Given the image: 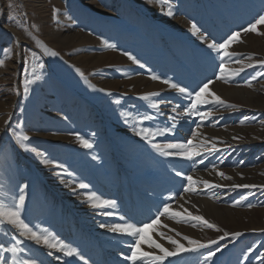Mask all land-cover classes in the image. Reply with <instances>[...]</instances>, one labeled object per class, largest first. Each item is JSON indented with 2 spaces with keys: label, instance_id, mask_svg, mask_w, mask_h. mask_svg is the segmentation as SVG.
Wrapping results in <instances>:
<instances>
[{
  "label": "rangeland",
  "instance_id": "1",
  "mask_svg": "<svg viewBox=\"0 0 264 264\" xmlns=\"http://www.w3.org/2000/svg\"><path fill=\"white\" fill-rule=\"evenodd\" d=\"M169 5L172 16L166 15ZM260 14H264V0H167L166 3L163 0H0V60L4 61L0 66V201L12 202L20 194V187L26 186L22 213L25 222L34 230L39 225L53 232L77 248L84 260L79 256L66 257L55 250L48 256L49 249L25 240L31 250L29 254L40 257L44 264H85V261L87 264L108 261L133 264L126 259L131 247L123 254L117 248L123 236L108 229L99 232L94 226L105 224H97L104 217L100 218V210L97 213L89 206L85 191L115 200L117 207L106 210L123 214L124 207H128L124 203H132L136 195L144 196L152 188L159 193L158 198L170 199L177 192L174 202L169 203L170 214L179 210L186 215V209L220 229L193 227L177 223L180 217L163 215L166 221L176 225L164 227L165 236H171L185 247L188 244L183 236L206 243L217 240L224 231L242 233L235 239L218 240V244L226 247L211 262L204 260L206 250H200L171 257V264H257L255 256L264 252L261 247L264 245V231H261L264 230V190L259 187L232 190L228 186L264 185V105L258 101L257 105L250 106L253 94L239 92L247 88L264 93V77L252 81L251 87L244 83L264 68H247L227 82L217 80L216 75L230 77L232 70L264 59V24L257 25V32L242 31ZM193 23L200 29L199 34L194 35L190 30ZM233 31L240 32L239 42L233 43L228 51L239 54L236 58L243 63L225 61V71L220 73V59L206 44L212 38L222 42ZM202 35H207L208 41H201ZM37 40L58 55L45 54L44 48L37 46ZM106 44L115 47L109 48ZM125 52L144 66L133 63ZM249 54H253L251 59L247 58ZM76 69L84 73L83 78ZM153 74L161 79L152 80ZM209 79L214 81L209 91L234 107L212 105L213 116L203 122L197 116L185 115L184 107L189 99L163 83L171 80L193 90ZM29 80L34 82L26 84ZM146 93H160V96L141 99ZM116 100L120 103H115ZM152 102L160 103L159 112L163 115L149 107ZM176 105L181 107L173 113ZM208 107L201 106V110ZM121 113L130 114L127 123ZM143 114L156 118L137 123ZM170 116H176V121L170 120ZM244 118L247 119L241 124ZM173 123H176L173 133L155 137L153 143L163 145L192 139L193 148L198 151H206L212 143H217L218 151L196 158L203 161L199 163L205 166L203 169H197L198 163L191 160L160 155L135 134L140 128L155 130ZM241 127L247 128L242 131ZM8 129L30 137L24 142L27 150ZM194 129L196 136L192 135ZM219 134L224 138H218ZM77 135L88 140L92 148L83 147ZM32 148L46 153L49 160L62 167L43 163ZM211 168L223 173L235 172L227 173L230 179H224L223 184L219 182L223 187L201 194L203 197L213 193L217 199L197 202V198H192L187 208L182 209L181 203L188 199L185 195L173 206L188 183L183 177L177 178L175 172L190 175L195 181L199 171L200 179L214 181L211 172H207ZM253 168L260 170L251 181L248 179L254 176L245 178L243 169ZM202 172L206 175H201ZM81 182L88 184L89 189L77 188ZM241 196L247 199L234 205L233 201ZM133 205L140 208L146 204L133 201ZM239 210L243 215L237 213ZM152 216L154 219L156 213ZM11 236L18 237L16 229L0 227V243L5 247L10 246ZM128 237L124 240L133 244L135 238ZM158 239L170 251L174 248L167 239L161 236ZM253 244L256 250L250 258H245L244 253ZM209 247L214 250L216 245ZM156 250L150 253L159 254ZM6 256L11 259L10 253ZM136 264H150V261Z\"/></svg>",
  "mask_w": 264,
  "mask_h": 264
},
{
  "label": "snow or ice",
  "instance_id": "2",
  "mask_svg": "<svg viewBox=\"0 0 264 264\" xmlns=\"http://www.w3.org/2000/svg\"><path fill=\"white\" fill-rule=\"evenodd\" d=\"M163 2H167V0H163ZM56 10H53V15H55ZM166 15L172 16L173 11L171 8V5H169L168 11L166 12ZM264 24V14H260L258 18L254 19V22L250 23L247 28L242 29L244 32H257V25ZM194 35L199 34L200 29L197 27L195 23L191 24L190 29ZM240 32L239 31H233L230 35H228L226 38H222V42H217L215 38H212L210 42H207L206 46L207 48L216 54L217 57L220 59L219 63V71L220 73H223L225 71V61H231L234 63H243L242 60L237 59L236 57L239 55L234 52L228 51L230 46L233 43L239 42ZM201 41H208L207 35L200 36ZM37 46L43 47L44 52L47 55L51 56H57L58 53L48 49L46 46L42 44L40 41H36ZM106 47L112 48L115 47V45L112 44H106ZM7 51V50H6ZM33 57H35V53H32ZM124 55L128 57L129 60L133 61V63L140 64V61L137 60L134 56L131 54L125 52ZM253 54L248 55V59L252 58ZM4 61L0 60V66H3ZM141 67L144 65L140 64ZM43 67V65H41ZM247 68H264V59L257 60L255 63L250 64H244L242 67L232 70L230 77H225L224 75L217 74L216 79L217 80H224L227 82V80L231 79L232 77L239 76L242 72H244ZM76 71L80 74V76L83 78L84 73L80 71L79 69H76ZM258 77H264V71H257L255 75H250L249 79L245 80L244 83L248 86H252V81H255ZM35 79H39V77H35ZM152 80H160L161 78L155 74L151 76ZM34 80L26 81V84L33 83ZM213 80L209 79L206 82L202 83L198 86V89L190 90L188 87L180 86L178 83H174L171 80H164L163 83L168 85L171 89H175L181 96H184L189 99V104L184 107V114L187 116H197L199 117V120L201 122L210 119L213 116V112L211 111L212 105H218L221 107H234V105L226 104V102L221 99L218 95H216L214 92L209 91V85L213 84ZM100 91H104V89H99ZM28 91V88L25 87V92ZM207 93L208 96L205 97L204 94ZM111 93H109L110 95ZM160 93H146L144 94L141 99L143 100H149L152 97H159ZM210 97V98H208ZM115 103L119 104L120 101L116 100ZM201 106H209L207 110L202 111ZM150 108L155 109L159 115H163V113L159 112L160 103L159 102H152L149 105ZM181 107V105H176L172 108V112L176 113L177 109ZM178 114V113H177ZM122 117L125 119V123L128 122L129 113H121ZM156 117L153 115L143 114L139 115L137 123H142L143 121H151L154 120ZM170 120L176 121V116H170ZM247 118H244L240 121L241 124L245 123ZM8 121H5V124H7ZM264 123V122H262ZM199 127V125H198ZM176 128V123H173L171 126H165L163 128H157L155 130L149 129V128H140L139 131H136L135 134L141 139L145 140L149 144H151V147L160 155L164 157H176L184 160H191L194 163H203L202 160H197V157H201L204 155H210L212 152L218 151L216 144L212 143L211 148L207 149L206 151H198L194 150L193 148V141L192 139H188L187 142L183 141H175V142H167L165 144L160 143H153V140L155 137L159 136H165L166 134H171ZM11 133L13 138L20 144L21 147L25 148L27 150V145L24 144L25 141H29L30 137L27 135H24L18 131H15L14 129H8ZM193 136L197 135L196 130L194 129L192 132ZM77 140L81 143V145L85 148H92V144L82 138L81 136L77 135ZM233 139H238V137H233ZM204 143H207L205 141ZM31 151L35 152L38 157L41 158L42 162L45 164H52L55 167H62V165H59L54 160H49L47 158L46 153L37 151L35 148L30 149ZM95 159V157H93ZM241 163H243L241 161ZM215 167V166H213ZM64 171L66 172L67 169L65 168ZM56 175H60V173H55ZM175 175L177 177H183L184 180H186L188 183L184 185L183 191L184 193H193L197 192L198 189L193 187V184L196 183V181L193 180V177L188 175L184 176V174L181 171H176ZM217 175H219L222 178L230 179V177H227L225 173L223 172H217ZM199 183H202L204 188L206 189H213L217 187H223V185H217L213 184L207 180L199 181ZM26 186L20 187V194L18 197H15L12 202L4 203L0 201V227H4L7 229L8 226H11L12 228L16 229L18 232L17 236H11V243L10 246L5 247L4 244L0 243V264H44L43 260L40 259V257L31 255L30 249L25 245V240L32 241L35 245H40L42 247H45L49 249L47 255L52 256L54 254L53 250L61 252L66 257H75L79 256L81 260H84V257L80 255L77 248L72 247L70 244L65 243L63 240H61L58 236H56L53 232L49 231L46 228H41L39 225L35 226V230L32 226H30L29 223L25 222V219L22 216L24 206H25V200L26 197L24 195V189ZM79 189L88 190L89 185L86 183H79L76 186ZM232 190H235L237 188H256L259 187L261 190H264V185H243V184H232L228 186ZM75 191V189H73ZM85 197L87 202L89 203V206L93 209H99L102 211L103 215L106 216H112L115 215L113 211L106 210V209H115L117 207V202L115 200H108V199H102L100 196H98L96 193H89L85 191ZM171 198V197H170ZM246 196H241L239 200H234L233 204H239L241 201L246 200ZM249 207L252 205L249 204ZM170 205L168 203H165L163 205L162 210H158L156 213V216L154 219H151L150 223H144L139 224L138 222H129L128 220L121 218L120 223H115L112 225H105L101 224L100 227L104 228L107 227L110 232L120 234L122 236H129L134 237L135 242L130 245L131 247V254L126 256V259L129 261H132L133 264H136L137 261H150V264H165L166 261H168V264H171V261L169 258L171 257H179L183 253H195L199 252L200 250H206V255H204V260L211 262L213 260V257L221 252L222 248L226 247L223 244H218L217 241H223L225 237H230L232 239H235L236 237H239L242 235L240 232H233L229 233L227 231H224L223 236H220L217 238V240H208L206 243H202L199 240L193 239L189 236H183V239L187 241L188 246L185 247V245L181 244L176 239H173L171 236H165L163 232H160L159 235L161 237L168 240L169 243H171L174 248L170 251L168 248H165L163 245L157 243L155 240L150 241V246L154 247L155 249L159 250V254L157 253H150V252H142L139 250L141 241L145 238L144 233L145 229L149 227H157L161 224V216L170 214L169 213ZM187 214L183 215L181 212L177 211L175 213H171L172 218L180 217L181 219L177 220V223L183 222L186 224H191L193 227L197 226H204L209 229H215L219 231L220 229L217 228V226L213 223H210L207 219H205L203 216L199 215H193L190 212H187V210H184ZM163 227H168L167 225H163ZM264 231V230H261ZM177 235H181L180 233H177ZM19 237H22L23 239H20ZM210 245H216V247L211 249ZM261 247H264V245H261ZM257 246L255 244L249 246L247 248V251L244 253L245 258H250V254L254 253V250H256ZM7 253L11 254V259H8L6 256ZM255 260L257 264H264V252H260L258 255L255 256ZM85 264H87V261H85Z\"/></svg>",
  "mask_w": 264,
  "mask_h": 264
},
{
  "label": "bare ground",
  "instance_id": "3",
  "mask_svg": "<svg viewBox=\"0 0 264 264\" xmlns=\"http://www.w3.org/2000/svg\"><path fill=\"white\" fill-rule=\"evenodd\" d=\"M212 85V84H211ZM232 88H235V87H232ZM242 90L240 91L239 90V92L240 93H246V92H249V94L251 95V94H253V95H251V102L249 103V105L250 106H252V105H254L256 102H258V101H260V102H262L263 103V105H264V93H262V92H260L259 90L257 91V92H255V90H250V89H247V88H241ZM238 92V91H237ZM248 105V106H249ZM256 105H257V103H256ZM253 107V106H252ZM243 108H246V107H243ZM249 109V108H248ZM240 110H245V109H240ZM248 114V113H247ZM247 127H241V128H239V130L241 129L242 131H244L245 129H246ZM250 128V127H249ZM214 129V128H213ZM236 129H238V128H236ZM218 130V129H217ZM211 131L212 132H214V130H212L211 129ZM221 135H223V134H219L218 135V138H224L223 136H221ZM210 136V135H209ZM171 137V136H170ZM206 139V138H205ZM226 139V138H225ZM228 139H230V138H228ZM207 140V139H206ZM211 140V139H210ZM199 142V141H198ZM228 142H230L231 144H232V142L233 141H228ZM225 143V142H224ZM211 144V143H210ZM215 144H217V143H215ZM222 144V143H221ZM217 146H220V145H217ZM230 146V145H229ZM205 150V149H204ZM217 159V158H216ZM190 165H193V164H190ZM205 166H202V165H199V163H198V167H197V169H203ZM192 169V168H191ZM216 170V168H211V169H208L207 170V172L208 171H210L211 173V175H212V179H214V181H212V180H209V178L208 179H200L199 178V174H198V172L199 171H197V174H196V183H195V185L193 184V187L194 188H197L198 189V191L196 192V196H194L193 195V193H190V195H188V194H186V193H184V191H183V189L181 190V192L178 194V198H176V202H175V205L173 204V206H176V205H178L177 203H178V201H180L183 197H185V195L186 196H188L187 198V201L186 202H183V203H181V207H182V209H183V207H186V204H187V202H188V200L189 199H192V198H197V199H195L197 202H200V201H208L209 199H212V201L213 200H216L217 198H216V196H214L213 197V193L211 194H206V195H204L203 197H202V193H204L205 194V190L207 191L208 189H206V188H204V186H203V184L202 183H199V181H202V180H207V181H211V183H213V184H219V182L220 183H222V181L225 179V178H222V177H220L219 175H217V172H222L221 170H218V171H215ZM260 170V169H259ZM259 170H257L256 168H253V169H243V176L245 177V178H247L248 177V175L249 176H254V178H251V179H248V180H251V181H254L255 179H256V174H257V172L259 171ZM213 171H215V172H213ZM193 172H196L195 170L193 171ZM193 172H192V174H193ZM204 173L205 172H202L201 173V175H203V176H205L204 175ZM227 173H231V174H234L233 173V171L231 172V171H229L228 172V170H226L225 171V174H227ZM236 174H237V172H236ZM208 177H209V175H208ZM178 178V177H177ZM244 178V179H245ZM175 182V181H174ZM247 183H248V181H246ZM183 183V182H182ZM223 184V183H222ZM177 186H179L178 184H177ZM152 189V188H151ZM148 189V194H146V195H144V196H142V195H140V194H138V195H136V197L135 198H133V201H134V203H137V202H139V203H142V202H144L146 205H143V206H141L140 208H137L136 207V205H133V201H132V203H130V202H126V203H124V204H127V206L128 207H124V208H126V210L123 212V214L121 213L122 211H120V213L118 212H116L115 213V215H112V216H106V215H103V213H102V211L100 210V212H99V216H100V218H103L104 217V219H102V221H100V222H97V224H99V223H105L106 225H112V224H115V223H120V222H122L121 221V218H125L126 220H128L129 222H138V223H142V222H145V223H147L149 220H151V218L150 217H153L152 215L153 214H155V213H157V211L158 210H162L163 209V205L165 204V203H171L172 201L174 202V198H175V196H176V191H174V193H173V196H172V198H170V199H166L164 196L162 197V198H158V197H156V196H159L158 194V192H154L153 190L154 189ZM180 190V189H179ZM201 196V197H200ZM76 198V197H75ZM185 199V198H184ZM193 200V199H192ZM191 201V200H190ZM153 202H155L156 204H154V205H151V203H153ZM181 202V201H180ZM193 203V202H192ZM195 203V202H194ZM75 204V203H74ZM73 204V205H74ZM129 204V205H128ZM197 204V203H196ZM189 205V204H188ZM135 206V207H134ZM192 206V205H191ZM190 206V207H191ZM189 207V206H188ZM187 208V207H186ZM177 209H178V206H177ZM97 213H98V211H99V209H94ZM185 210V209H184ZM194 210V209H193ZM80 211V210H79ZM179 211V210H178ZM84 212V211H83ZM95 213V212H94ZM238 214H240V215H243V213L241 212V210H239L238 212H237ZM106 216V217H105ZM241 218V217H240ZM170 220V219H169ZM150 223V222H149ZM168 225L170 228H174L176 225L172 222V221H168V219H167V221L165 220V218H164V216L162 217L161 216V224H160V226H157V227H155V228H153V227H149V228H147V229H145V233H144V239L141 241V244H140V247H139V249H142V250H145V252L146 251H148V252H153V251H157L154 247H151L150 246V241H152V240H155L157 243H160L161 241L158 239L161 235H159V233L160 232H163V233H165L164 232V230H165V228L163 227V225ZM241 224H244L243 222L241 223ZM246 225H248V224H246ZM246 225H244V226H246ZM96 228H98L99 229V232H101V230H104V229H108L107 227H104V228H102V227H99V226H97V225H94ZM100 228H102V229H100ZM173 231V230H172ZM175 231V230H174ZM103 232V231H102ZM105 232V231H104ZM109 233V232H108ZM113 233V232H112ZM102 234V233H101ZM116 234V233H115ZM120 235V234H119ZM122 236V235H121ZM127 238V236H123V237H121L120 238V241L117 243V244H119V246L117 247V248H119V249H122V253L121 254H123V253H126V252H128V250H129V248L128 247H130V242L131 241H129V243L126 241V240H124V238ZM104 238H106L105 236H104ZM129 238V237H128ZM112 239V238H111ZM132 240H133V238H132ZM161 245H162V243H160ZM120 252H121V250H120ZM111 254V253H110ZM120 254V255H121ZM111 256H118L117 254H112ZM104 257L107 259V257L104 255ZM109 258V257H108ZM107 261H108V259H107ZM110 264V262L108 261V262H97L96 264ZM114 263V262H113ZM123 263V262H122ZM124 264V263H123Z\"/></svg>",
  "mask_w": 264,
  "mask_h": 264
},
{
  "label": "water",
  "instance_id": "4",
  "mask_svg": "<svg viewBox=\"0 0 264 264\" xmlns=\"http://www.w3.org/2000/svg\"><path fill=\"white\" fill-rule=\"evenodd\" d=\"M1 134V133H0Z\"/></svg>",
  "mask_w": 264,
  "mask_h": 264
}]
</instances>
